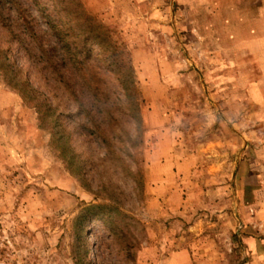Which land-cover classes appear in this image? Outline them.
<instances>
[{"label":"rangeland","instance_id":"rangeland-1","mask_svg":"<svg viewBox=\"0 0 264 264\" xmlns=\"http://www.w3.org/2000/svg\"><path fill=\"white\" fill-rule=\"evenodd\" d=\"M8 1L0 264H264V0Z\"/></svg>","mask_w":264,"mask_h":264},{"label":"trees","instance_id":"trees-1","mask_svg":"<svg viewBox=\"0 0 264 264\" xmlns=\"http://www.w3.org/2000/svg\"><path fill=\"white\" fill-rule=\"evenodd\" d=\"M23 9L24 7H22L19 4H15L14 2H9L8 0L7 1L0 0V27L6 30L8 37L7 39H9V41H11L12 43H18L21 42V39L22 41H24L23 39H27L25 30H23V28H20V26L16 24V21L19 20L22 22H26L28 24V22L26 21L27 20L26 16L31 13V9L28 7H25L26 9L25 11ZM61 42L63 43L62 38L56 36V41L54 42L53 46H50V49L53 51L55 47L58 48L60 51L63 50L65 45L63 46ZM26 49H28V47ZM43 53L45 54L46 52L43 51ZM63 57L64 56L61 55L59 61H61ZM49 63L50 66L52 67V71L54 72L58 71L56 64H53V62L52 63L49 62Z\"/></svg>","mask_w":264,"mask_h":264},{"label":"crops","instance_id":"crops-1","mask_svg":"<svg viewBox=\"0 0 264 264\" xmlns=\"http://www.w3.org/2000/svg\"><path fill=\"white\" fill-rule=\"evenodd\" d=\"M252 242H253L252 247H253V252L255 254V257H258V258L261 257L264 259V246H263V244L262 243L260 244L257 240L256 241L253 240ZM260 247L263 250L258 252V250H256V248H260ZM174 257L176 259L177 264H187L190 261L188 251H184V250L178 251V252H176Z\"/></svg>","mask_w":264,"mask_h":264},{"label":"water","instance_id":"water-1","mask_svg":"<svg viewBox=\"0 0 264 264\" xmlns=\"http://www.w3.org/2000/svg\"><path fill=\"white\" fill-rule=\"evenodd\" d=\"M238 237H239V239H240V235H239V233H238ZM242 264H245V262H244V261H242Z\"/></svg>","mask_w":264,"mask_h":264}]
</instances>
